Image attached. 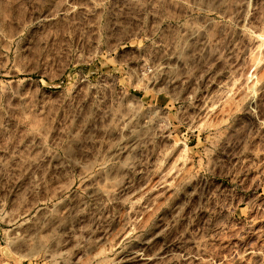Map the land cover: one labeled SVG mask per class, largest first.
I'll list each match as a JSON object with an SVG mask.
<instances>
[{
    "label": "rangeland",
    "instance_id": "374dc122",
    "mask_svg": "<svg viewBox=\"0 0 264 264\" xmlns=\"http://www.w3.org/2000/svg\"><path fill=\"white\" fill-rule=\"evenodd\" d=\"M0 264H264V0H0Z\"/></svg>",
    "mask_w": 264,
    "mask_h": 264
}]
</instances>
